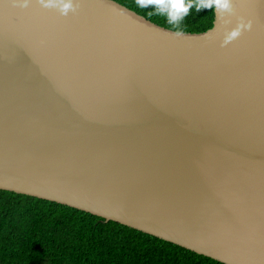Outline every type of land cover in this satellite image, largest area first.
I'll return each mask as SVG.
<instances>
[{
    "label": "water",
    "instance_id": "95a60500",
    "mask_svg": "<svg viewBox=\"0 0 264 264\" xmlns=\"http://www.w3.org/2000/svg\"><path fill=\"white\" fill-rule=\"evenodd\" d=\"M77 2L0 0V189L264 264V0L182 36Z\"/></svg>",
    "mask_w": 264,
    "mask_h": 264
},
{
    "label": "trees",
    "instance_id": "16d2710c",
    "mask_svg": "<svg viewBox=\"0 0 264 264\" xmlns=\"http://www.w3.org/2000/svg\"><path fill=\"white\" fill-rule=\"evenodd\" d=\"M114 1L176 31L153 8H139L135 0ZM213 20V8L193 7L180 30L203 32ZM0 264L224 263L74 207L0 189Z\"/></svg>",
    "mask_w": 264,
    "mask_h": 264
},
{
    "label": "clouds",
    "instance_id": "9594fccd",
    "mask_svg": "<svg viewBox=\"0 0 264 264\" xmlns=\"http://www.w3.org/2000/svg\"><path fill=\"white\" fill-rule=\"evenodd\" d=\"M37 2L44 8L57 7L62 16H66L69 11L75 12L79 7V3H73V0H37ZM27 4L28 0H22L20 6L26 7ZM135 4L139 8H153L154 14L165 16L167 22L176 29L175 36L183 35L180 30V22L193 7L196 11L215 7L221 18L226 13L233 14L232 0H135ZM222 23H228V21L222 20ZM250 27L251 21L245 23L243 18H239L235 28L227 34L226 40L228 42L235 40L241 35L242 30L250 29Z\"/></svg>",
    "mask_w": 264,
    "mask_h": 264
}]
</instances>
